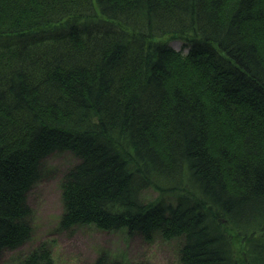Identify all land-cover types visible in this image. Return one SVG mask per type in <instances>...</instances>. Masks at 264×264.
I'll use <instances>...</instances> for the list:
<instances>
[{
  "label": "trees",
  "instance_id": "1",
  "mask_svg": "<svg viewBox=\"0 0 264 264\" xmlns=\"http://www.w3.org/2000/svg\"><path fill=\"white\" fill-rule=\"evenodd\" d=\"M57 150L79 157L64 227L264 264V0H0V259L32 236L27 194ZM13 263L58 264L45 243Z\"/></svg>",
  "mask_w": 264,
  "mask_h": 264
},
{
  "label": "rangeland",
  "instance_id": "2",
  "mask_svg": "<svg viewBox=\"0 0 264 264\" xmlns=\"http://www.w3.org/2000/svg\"><path fill=\"white\" fill-rule=\"evenodd\" d=\"M170 44L184 54L188 52L182 40H172ZM78 161L79 157L71 150L54 151L44 159L41 176L27 194L32 210L28 217L32 236L19 247L6 250L0 264H14L15 258L41 243L51 248L58 264H94L102 252L125 263L180 264L182 239H166L159 233L147 239L141 234L129 235L124 229L102 230L94 224L64 227L61 224L64 213L61 183L68 169ZM156 195L153 189L143 192L146 200L154 199Z\"/></svg>",
  "mask_w": 264,
  "mask_h": 264
},
{
  "label": "bare ground",
  "instance_id": "3",
  "mask_svg": "<svg viewBox=\"0 0 264 264\" xmlns=\"http://www.w3.org/2000/svg\"><path fill=\"white\" fill-rule=\"evenodd\" d=\"M156 40H161V39H164V37H156L155 38ZM184 46V45H183ZM174 48V47H173ZM184 48H187L188 49V47L187 46H184ZM175 50H177V51H180V52H182V50H179V49H176V48H174Z\"/></svg>",
  "mask_w": 264,
  "mask_h": 264
}]
</instances>
